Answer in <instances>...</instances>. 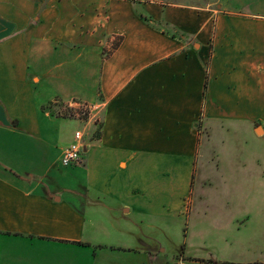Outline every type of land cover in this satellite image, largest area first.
Returning a JSON list of instances; mask_svg holds the SVG:
<instances>
[{
	"label": "crops",
	"instance_id": "0c3cea01",
	"mask_svg": "<svg viewBox=\"0 0 264 264\" xmlns=\"http://www.w3.org/2000/svg\"><path fill=\"white\" fill-rule=\"evenodd\" d=\"M257 10L0 0V264H171L168 225L190 211L199 124L264 128ZM57 102L103 104L97 138L63 179L46 158ZM31 142L38 152L22 148Z\"/></svg>",
	"mask_w": 264,
	"mask_h": 264
},
{
	"label": "rangeland",
	"instance_id": "374dc122",
	"mask_svg": "<svg viewBox=\"0 0 264 264\" xmlns=\"http://www.w3.org/2000/svg\"><path fill=\"white\" fill-rule=\"evenodd\" d=\"M152 1L214 8L218 3V0ZM227 1L245 12H256L264 4V0ZM68 104L75 110L64 108L65 104L60 102L49 106L54 115L62 118L57 126L59 133L46 150L47 160L55 167L52 173L60 179L70 178L75 166L62 167L59 159L61 150L73 140L75 130L86 125V142L97 138L101 124V115L85 124L87 114L78 109L84 103ZM199 129L197 173L190 211L168 225L170 232L165 243L170 249L166 257H170L171 264H182L181 260L187 261L186 264H264V128L256 123H240L209 129L201 122ZM23 147L32 152L40 148L36 142L24 143ZM23 155L28 157L27 153ZM84 157L85 153L82 159ZM27 169L35 173L38 166L30 164ZM77 169L80 173L74 178L85 182V168ZM52 179L49 177L46 181ZM107 220L103 241L113 243L116 237L111 233L117 225L116 219L108 217Z\"/></svg>",
	"mask_w": 264,
	"mask_h": 264
},
{
	"label": "built area",
	"instance_id": "2783aa9c",
	"mask_svg": "<svg viewBox=\"0 0 264 264\" xmlns=\"http://www.w3.org/2000/svg\"><path fill=\"white\" fill-rule=\"evenodd\" d=\"M79 107L80 108L78 109H80L83 114L85 115L87 114V119L86 120L82 119V123L85 122L86 124V123L91 122V120L99 117L103 104L100 102L95 103V104L84 103V104H81ZM64 108L73 109L70 104L68 105L65 104ZM76 113L79 114V112H76ZM84 127L77 129L74 133L73 140L69 143V145L63 148L61 158H60V164L62 167H69V166L77 165L81 163L82 157L85 153L84 148L86 147V143H85L86 125Z\"/></svg>",
	"mask_w": 264,
	"mask_h": 264
},
{
	"label": "trees",
	"instance_id": "16d2710c",
	"mask_svg": "<svg viewBox=\"0 0 264 264\" xmlns=\"http://www.w3.org/2000/svg\"><path fill=\"white\" fill-rule=\"evenodd\" d=\"M145 20H148L147 18H144ZM207 84H208V75H207V79H206V83H205V88H204V94L206 92V89H207ZM221 264H242V263H234V262H223ZM246 264H263V263H260V262H254V263H246Z\"/></svg>",
	"mask_w": 264,
	"mask_h": 264
},
{
	"label": "water",
	"instance_id": "95a60500",
	"mask_svg": "<svg viewBox=\"0 0 264 264\" xmlns=\"http://www.w3.org/2000/svg\"><path fill=\"white\" fill-rule=\"evenodd\" d=\"M84 152H86V147L84 148Z\"/></svg>",
	"mask_w": 264,
	"mask_h": 264
}]
</instances>
